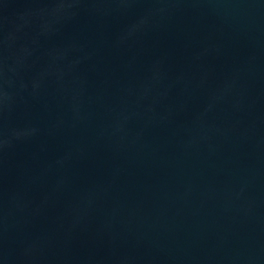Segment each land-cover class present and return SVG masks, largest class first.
<instances>
[{
	"label": "water",
	"instance_id": "water-1",
	"mask_svg": "<svg viewBox=\"0 0 264 264\" xmlns=\"http://www.w3.org/2000/svg\"><path fill=\"white\" fill-rule=\"evenodd\" d=\"M0 264H264V0H0Z\"/></svg>",
	"mask_w": 264,
	"mask_h": 264
}]
</instances>
